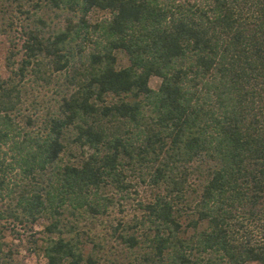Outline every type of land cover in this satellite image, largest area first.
<instances>
[{
    "label": "trees",
    "instance_id": "trees-1",
    "mask_svg": "<svg viewBox=\"0 0 264 264\" xmlns=\"http://www.w3.org/2000/svg\"><path fill=\"white\" fill-rule=\"evenodd\" d=\"M0 51V264H264V0H0Z\"/></svg>",
    "mask_w": 264,
    "mask_h": 264
},
{
    "label": "rangeland",
    "instance_id": "rangeland-1",
    "mask_svg": "<svg viewBox=\"0 0 264 264\" xmlns=\"http://www.w3.org/2000/svg\"><path fill=\"white\" fill-rule=\"evenodd\" d=\"M124 59V58H123ZM124 62V60H122ZM2 53L0 51V74L4 75V69L2 67ZM158 84V79L155 77H150L149 78V86L154 88L156 87ZM47 92V91H46ZM34 93H38L39 95H41L43 93L42 90H38L36 89V91ZM45 96V99L48 98V92L47 93H43ZM36 229H39V226L35 227ZM38 235V234H36ZM28 244L25 242V240H23L22 244L19 246V250H18V254H17V259L19 260V262H22L24 264H41L42 263V258L39 255H35L32 254L31 252H29L28 250L24 249L25 247H27Z\"/></svg>",
    "mask_w": 264,
    "mask_h": 264
}]
</instances>
